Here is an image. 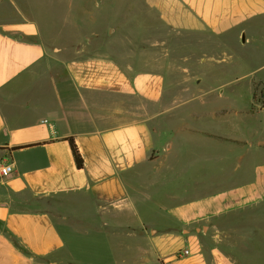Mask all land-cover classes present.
I'll use <instances>...</instances> for the list:
<instances>
[{
	"label": "crops",
	"instance_id": "obj_1",
	"mask_svg": "<svg viewBox=\"0 0 264 264\" xmlns=\"http://www.w3.org/2000/svg\"><path fill=\"white\" fill-rule=\"evenodd\" d=\"M38 1L48 10L0 22V158L14 164L0 264H264V106L259 151H243L251 142L214 130L239 113L178 92L183 78L168 92L162 70L183 67L200 36L221 47L259 33L262 51L264 0ZM216 142L239 149L219 175ZM249 219L259 239H244Z\"/></svg>",
	"mask_w": 264,
	"mask_h": 264
},
{
	"label": "rangeland",
	"instance_id": "obj_2",
	"mask_svg": "<svg viewBox=\"0 0 264 264\" xmlns=\"http://www.w3.org/2000/svg\"><path fill=\"white\" fill-rule=\"evenodd\" d=\"M12 1L14 3L11 0H0V22L19 19L17 9L27 15L47 11L49 7L46 4H41L42 2L38 0ZM133 8L134 6L131 5L126 9L129 14H133L132 18L138 17L141 24L150 25L152 31L157 32V35L167 33L158 26L153 18H147L141 11L138 12ZM103 39L112 42V39L106 36ZM167 39L168 55L173 57L181 55L183 53L181 39L171 33L168 34ZM254 39L243 43L242 40L239 42L231 38L225 40V43L218 47L216 43L214 44L213 39L200 36L199 48H192L194 52H191L187 61L183 63V67L162 68L166 76L168 92L174 91L175 83L173 84L172 80L176 82L183 78L188 82L185 86L186 89L178 92L187 96H198L197 98H202L206 103L216 109L221 108L226 113L230 110L237 111L238 115L241 116V121L234 114H230L226 120L224 119L226 115H221L224 116L223 120L219 115L216 117L214 130L216 133L251 142L252 145L248 147L240 144V147L238 146L243 151L247 148L249 152L259 151L258 99L261 89L259 83L264 76V49L259 51V33ZM120 44L121 42L117 46L118 51H122L119 47ZM256 86L258 89L255 90ZM178 88L179 86L176 90H179ZM262 136L264 137V132ZM234 145V143L216 142L214 147H210V151H213L215 156V174H224L229 170L230 166L227 159L234 157L239 151ZM195 151L201 152V147L196 148ZM244 231H247V235L243 236L247 241L259 239V223L249 219ZM261 236L262 241H260L259 246L264 248V228Z\"/></svg>",
	"mask_w": 264,
	"mask_h": 264
},
{
	"label": "trees",
	"instance_id": "obj_3",
	"mask_svg": "<svg viewBox=\"0 0 264 264\" xmlns=\"http://www.w3.org/2000/svg\"><path fill=\"white\" fill-rule=\"evenodd\" d=\"M260 85H261V89L259 90L258 103L261 104L262 106H264V84L260 82L259 86ZM256 89H258V86L255 87V90ZM253 97H254V93H253ZM69 144H70L72 155H73V158H74V161H75L77 168H82L83 167V158H82L81 154L79 153V150L77 149V146H76L73 138H69Z\"/></svg>",
	"mask_w": 264,
	"mask_h": 264
},
{
	"label": "built area",
	"instance_id": "obj_4",
	"mask_svg": "<svg viewBox=\"0 0 264 264\" xmlns=\"http://www.w3.org/2000/svg\"><path fill=\"white\" fill-rule=\"evenodd\" d=\"M14 171V164L9 157L0 158V181L9 177ZM188 251L185 250L184 253Z\"/></svg>",
	"mask_w": 264,
	"mask_h": 264
},
{
	"label": "water",
	"instance_id": "obj_5",
	"mask_svg": "<svg viewBox=\"0 0 264 264\" xmlns=\"http://www.w3.org/2000/svg\"><path fill=\"white\" fill-rule=\"evenodd\" d=\"M242 39L244 40V37Z\"/></svg>",
	"mask_w": 264,
	"mask_h": 264
}]
</instances>
